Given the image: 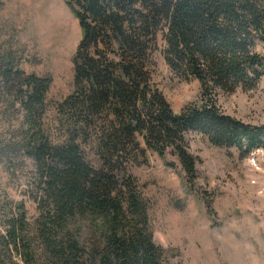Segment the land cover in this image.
<instances>
[{"label": "trees", "instance_id": "16d2710c", "mask_svg": "<svg viewBox=\"0 0 264 264\" xmlns=\"http://www.w3.org/2000/svg\"><path fill=\"white\" fill-rule=\"evenodd\" d=\"M66 1L82 36L72 94L55 105L61 143L43 122L51 80L0 57V91L23 112L21 141L7 151L36 165L40 213L32 231L24 204L9 207L0 264H173L149 232L131 168L155 154L194 186L192 135L243 158L264 149V127L226 115L217 102L219 92L252 91L264 79V0ZM160 38L171 73L201 88L179 114L154 80Z\"/></svg>", "mask_w": 264, "mask_h": 264}, {"label": "rangeland", "instance_id": "374dc122", "mask_svg": "<svg viewBox=\"0 0 264 264\" xmlns=\"http://www.w3.org/2000/svg\"><path fill=\"white\" fill-rule=\"evenodd\" d=\"M81 28L66 0H0V57L13 56L27 76L49 78L44 124L53 143L63 141L55 105L72 94L73 57ZM155 56V82L179 114L199 101L198 81L173 75L162 56ZM259 52L264 56V45ZM223 113L250 126L264 127V79L252 91L218 93ZM0 91V235L9 207L24 204L34 231L40 216L36 197V165L21 154H8L21 141L23 112ZM198 157V177L191 186L180 168L165 166L157 155L132 166L131 176L147 207L154 243L168 252L173 264H264V149L243 158L235 149L220 148L202 134L191 136ZM87 148V155L93 156ZM167 161H175L171 156ZM212 204V210L208 209ZM89 231L84 226L80 236Z\"/></svg>", "mask_w": 264, "mask_h": 264}]
</instances>
